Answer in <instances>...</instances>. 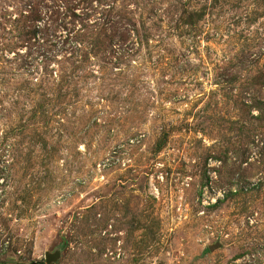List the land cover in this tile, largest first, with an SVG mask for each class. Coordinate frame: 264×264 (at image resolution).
Listing matches in <instances>:
<instances>
[{"label": "rangeland", "instance_id": "rangeland-1", "mask_svg": "<svg viewBox=\"0 0 264 264\" xmlns=\"http://www.w3.org/2000/svg\"><path fill=\"white\" fill-rule=\"evenodd\" d=\"M0 264H264V0H0Z\"/></svg>", "mask_w": 264, "mask_h": 264}, {"label": "built area", "instance_id": "built-area-1", "mask_svg": "<svg viewBox=\"0 0 264 264\" xmlns=\"http://www.w3.org/2000/svg\"><path fill=\"white\" fill-rule=\"evenodd\" d=\"M203 193H204V192H203ZM203 193H202V194H203ZM217 195H218V193L216 194V196H217ZM212 196H213V197H212ZM216 196H215V197H216ZM206 199H207V202H212V201H214V194H213V193H210V197H207Z\"/></svg>", "mask_w": 264, "mask_h": 264}]
</instances>
